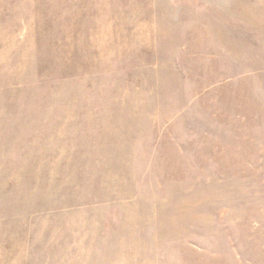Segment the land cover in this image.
<instances>
[{
    "label": "rangeland",
    "instance_id": "obj_1",
    "mask_svg": "<svg viewBox=\"0 0 264 264\" xmlns=\"http://www.w3.org/2000/svg\"><path fill=\"white\" fill-rule=\"evenodd\" d=\"M0 264H264V0H0Z\"/></svg>",
    "mask_w": 264,
    "mask_h": 264
}]
</instances>
